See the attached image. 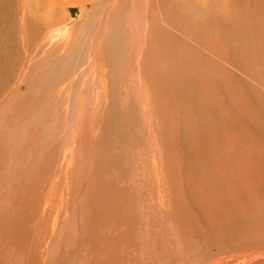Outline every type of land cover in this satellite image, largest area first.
Here are the masks:
<instances>
[{
  "label": "rangeland",
  "instance_id": "obj_1",
  "mask_svg": "<svg viewBox=\"0 0 264 264\" xmlns=\"http://www.w3.org/2000/svg\"><path fill=\"white\" fill-rule=\"evenodd\" d=\"M39 1L0 0V264H245L263 253L246 224L264 217L254 37L226 41L182 19L176 0H61L60 25ZM230 1L219 0L229 26L248 12L264 21L260 0Z\"/></svg>",
  "mask_w": 264,
  "mask_h": 264
},
{
  "label": "bare ground",
  "instance_id": "obj_2",
  "mask_svg": "<svg viewBox=\"0 0 264 264\" xmlns=\"http://www.w3.org/2000/svg\"><path fill=\"white\" fill-rule=\"evenodd\" d=\"M97 2V0H76L75 2H80V3H82L83 4V6H86V4H87V2H91V4L93 3V2ZM105 2H106V4H108V5H111V4H113V5H117L118 4V1L119 0H104ZM151 2L153 1V0H150ZM256 1H258V0H256ZM41 2V3H40ZM174 2V1H173ZM226 2V1H225ZM229 2H232V1H230L229 0ZM254 2V1H253ZM86 3V4H85ZM228 3V2H227ZM226 3V4H227ZM42 4V5H41ZM89 4V3H88ZM176 4H179V6H178V8H179V11L181 12V16H182V19H187V18H190L192 21H193V23L194 24H196V25H199V26H201V27H206V28H209L211 31H213V33H215V35H217V34H219V32H220V37H224V38H227L228 40H226V41H234V40H238V39H241L242 40V35H244V37L243 38H251V37H254V39H252L251 41H253L254 43H255V45H253V46H251V49L254 51V53L253 52H251V50H249V51H247V54L249 55V53L251 52V56H248L251 60H255V61H260L259 60V58L258 57H261L262 55H258L262 50H264V21L262 20V19H257V20H259V21H261V22H259L258 23V21L256 22V19H255V21H251L250 19V17H249V13L250 12H248V13H245V16L243 17L242 16V14L240 15L239 14V16L238 15H233L234 17L233 18H235V21L234 22H237L236 24L238 25H235V24H233L232 26H229V23H230V18L232 17V13L231 12H228L227 10H229L230 11V9H224V10H222V4L220 5L219 4V0H176ZM38 5V4H37ZM39 5L40 6H42V7H44V6H46V7H48V14H49V17H53V21H54V23H51L52 25H60V24H63L66 20H67V16H62L61 15V17L62 18H60V15H59V17H58V12H59V8H60V5H63V1H61V0H40L39 1ZM38 5V6H39ZM122 5V4H121ZM223 5H225V4H223ZM254 5V4H253ZM171 6H173V5H171ZM170 6V7H171ZM226 6V5H225ZM225 6H224V8H225ZM231 6H232V4H231ZM264 7V0H260V3H259V6H258V8L259 7ZM174 7V6H173ZM228 7H229V5H228ZM234 7V6H233ZM256 7V6H255ZM40 8V7H39ZM172 8V7H171ZM230 8V7H229ZM236 8V7H235ZM249 8V7H248ZM257 8V9H258ZM239 9H240V7H239ZM245 9V8H244ZM252 8H250V10H251ZM263 9V8H262ZM38 10V9H37ZM42 10H43V8H42ZM226 10V11H225ZM36 12H39V11H36ZM260 12V11H259ZM261 12H263V11H261ZM40 13V12H39ZM38 13V14H39ZM257 13V12H256ZM48 14H45V15H48ZM59 14H61V12L59 13ZM234 14V13H233ZM251 14V13H250ZM253 14V13H252ZM43 16H45L44 14H42ZM144 15V14H143ZM255 15V14H254ZM263 15V14H262ZM36 16H37V14H36ZM170 16V15H169ZM251 16V15H250ZM256 16V15H255ZM258 16H260V15H258ZM42 17V16H41ZM168 17V16H167ZM45 18H46V16H45ZM45 18L43 17L41 20H45ZM38 19V18H37ZM189 19V20H190ZM22 20V19H21ZM34 21H35V19H34ZM46 21V20H45ZM44 21V22H45ZM263 21V22H262ZM43 22V23H44ZM46 22H49V19L46 21ZM174 22H176V18L175 17H173V16H170V18H169V24H174ZM38 22L36 21L35 23H34V27L36 26V27H38L37 29H40V28H42V25H38L37 24ZM42 23V22H41ZM50 26V25H49ZM27 27H25V29H26ZM45 28V27H44ZM147 28V27H146ZM27 31H28V29H27ZM148 31V30H147ZM147 31H146V33H147ZM42 34L44 33L43 31H40ZM39 32V33H40ZM145 33V32H144ZM143 33V34H144ZM167 33V32H166ZM207 33V32H206ZM211 33V32H210ZM199 35H200V33H198ZM212 34V33H211ZM141 35H142V33H141ZM213 35V34H212ZM138 36V35H137ZM205 36H206V34H205ZM211 35H209V37H210ZM113 37V36H112ZM214 37V36H213ZM192 38V37H191ZM206 38H208V37H206ZM215 39V38H214ZM221 39V38H220ZM216 40V39H215ZM177 41H179V40H177ZM182 42V41H181ZM239 42V41H238ZM152 43V42H151ZM180 43V42H179ZM225 43H227V42H225ZM181 44V43H180ZM238 45H242L241 43H237ZM156 45H157V43H156ZM172 44L171 43H166V46H163L162 48L165 50V51H167V53L168 52H170L171 50H172V48L170 47ZM185 45V44H184ZM236 45V44H235ZM244 46H245V43L243 44ZM228 47H229V45H227ZM206 47V46H205ZM241 47H243V46H241ZM247 47V46H246ZM245 47V48H246ZM157 48V47H156ZM230 48H231V46H230ZM230 48H229V50H230ZM238 48V47H237ZM244 47L243 48H238V49H236V51L235 52H237V50H240V53L243 51L242 49H245ZM162 49V50H163ZM176 49V48H175ZM183 49V48H182ZM192 49V48H191ZM164 50H163V52H164ZM228 50V52H230ZM174 51V50H173ZM177 51V50H176ZM187 51V50H186ZM193 51V50H192ZM231 52H232V50H231ZM234 52V53H235ZM172 53V52H171ZM176 53V52H175ZM238 53H239V51H238ZM243 53V52H242ZM7 54H9V53H7ZM169 54V53H168ZM173 54V53H172ZM178 54H180V53H178ZM210 54V53H209ZM232 54H233V52H232ZM237 54V53H236ZM247 54H244V55H246L247 56ZM10 55V54H9ZM124 55V54H123ZM176 55V54H175ZM173 57V56H172ZM233 57V56H232ZM244 57V56H243ZM161 58V57H160ZM165 58H167V57H165ZM176 58V57H175ZM240 58H241V55H240ZM262 58H263V56H262ZM6 60V56H5V54H4V51H3V49H2V46L0 45V67H1V70H3L4 68V65H2L3 64V60ZM170 59H171V57H170ZM179 59V58H178ZM125 60V59H124ZM123 60V61H124ZM151 60V59H150ZM181 60V59H180ZM179 60V61H180ZM232 60H234L233 58H232ZM264 60V59H263ZM3 61V62H2ZM156 62H157V57H156V60H155ZM169 61H171V60H169ZM178 61V62H179ZM165 62H167L166 60H165ZM174 61L172 60V63H173ZM237 62V61H236ZM236 62H234L235 64H236ZM59 63V62H58ZM231 63H233L232 61H231ZM233 63V64H234ZM238 63V62H237ZM240 63V62H239ZM34 64V63H33ZM36 64V63H35ZM157 64H159V63H157ZM163 64V63H162ZM176 64V63H175ZM180 64V63H179ZM92 65V64H91ZM156 64H154V66H155ZM174 65V64H173ZM237 65V64H236ZM3 66V67H2ZM6 66H7V64H6ZM143 66H145V65H143ZM153 66V68H154V70H155V67ZM158 66V65H157ZM161 66V65H160ZM169 66H171L170 64H169ZM187 66V65H186ZM190 65H188V67H189ZM240 66V65H239ZM148 67V66H147ZM146 67V68H147ZM177 67V66H176ZM101 68V67H100ZM166 68H168V67H166ZM171 68V67H170ZM170 68H169V70H170ZM177 68H179V67H177ZM197 68V67H196ZM152 69V68H151ZM157 69V68H156ZM173 69V68H172ZM187 69V68H186ZM98 70V69H97ZM103 70H105V69H103ZM166 70V69H165ZM179 70V69H178ZM155 71H157V70H155ZM166 71H168V70H166ZM173 71H174V69H173ZM181 71V70H180ZM250 71V70H249ZM185 72V71H184ZM213 72V71H212ZM103 73V72H102ZM163 73V72H162ZM175 73H176V71H175ZM251 73V72H250ZM59 74V73H58ZM182 74V73H181ZM187 74H188V72H187ZM256 74V73H255ZM144 75V74H143ZM165 75V74H164ZM193 75V74H192ZM186 76H188V75H186ZM191 76V75H190ZM195 76V75H194ZM255 76V75H254ZM257 76V75H256ZM179 77L180 76H178V79H179ZM193 77V76H192ZM107 78V77H106ZM158 78V77H157ZM181 78H183V76L181 75ZM159 79V78H158ZM261 79V78H260ZM189 80H191L190 78H189ZM194 80V79H193ZM151 81V80H150ZM180 81V80H179ZM194 81H196V80H194ZM118 82V81H117ZM173 82V81H172ZM187 82V81H186ZM193 82V81H192ZM127 83V82H126ZM165 83V82H164ZM195 83V82H194ZM176 84H177V82H176ZM188 84H189V82H188ZM103 85V84H102ZM190 85V84H189ZM181 86V85H180ZM195 85H193V87H194ZM173 87V86H172ZM177 87V86H176ZM177 89V88H176ZM180 89V88H179ZM173 90V89H172ZM190 90V89H189ZM106 93H105V97H104V99H107L106 97H108V93H107V88H106ZM195 91V90H194ZM180 92H181V90H180ZM255 92V91H254ZM258 92V94L260 95V92L259 91H257ZM163 93V92H162ZM179 93V92H178ZM183 93V92H182ZM192 93V92H191ZM194 93V92H193ZM201 93V92H200ZM198 94V93H197ZM254 95L256 94V96H258V94L255 92V93H253ZM97 95H98V92H97ZM204 95V94H203ZM96 96V95H95ZM192 96V95H191ZM256 96H255V99H257L256 98ZM261 96V95H260ZM58 100H60V97H61V94H60V92H58L57 94H56V96H55ZM102 97V96H101ZM150 97V96H149ZM56 98H55V100H56ZM179 98V97H178ZM258 98H259V96H258ZM63 99V98H62ZM113 99V98H112ZM194 99V98H193ZM149 100V99H148ZM258 100V99H257ZM107 101V100H106ZM174 101V100H173ZM60 102V101H59ZM258 102V101H257ZM259 103V102H258ZM106 104V103H105ZM122 104V103H121ZM108 105H109V103H108ZM207 106H209V107H214V106H218V104H215V103H213L212 101H211V103L208 105V104H206ZM197 106H198V104H197ZM207 106H205L206 108H207ZM203 107V106H202ZM204 107V108H205ZM230 107V106H229ZM201 108V107H200ZM143 109V108H142ZM202 109V108H201ZM210 110H211V108H209ZM204 109H202V111H203ZM201 111V110H200ZM264 111V110H263ZM263 111H261V112H263ZM204 112V111H203ZM218 112V111H217ZM220 112V111H219ZM134 113H136V110H134ZM34 115V114H33ZM130 117V116H129ZM145 117V116H144ZM163 117V116H162ZM149 118V117H148ZM182 119V118H181ZM178 120V119H177ZM188 122V121H187ZM234 122V121H233ZM202 123V122H201ZM179 124V123H178ZM205 125V124H204ZM202 126V125H201ZM207 127V126H206ZM206 132V131H205ZM178 134V133H177ZM176 134V135H177ZM174 137H175V135H174ZM174 140V139H173ZM35 142H37V141H35ZM175 143V142H174ZM33 144V143H32ZM113 151V150H112ZM59 156H61V155H59ZM22 158V157H21ZM17 160V159H16ZM31 161V160H30ZM99 162V161H98ZM105 162V161H104ZM109 162V161H108ZM182 162V161H181ZM233 162V161H232ZM34 163V162H33ZM106 163V162H105ZM29 170V169H28ZM106 171V170H105ZM104 171V172H105ZM127 174V173H126ZM10 175V174H9ZM13 175V174H12ZM78 175V174H77ZM100 175V174H99ZM160 176V175H159ZM158 176V177H159ZM3 177V176H2ZM10 177H12V176H10ZM100 177V176H99ZM129 177V176H128ZM233 177V176H232ZM0 178H1V175H0ZM102 178V177H101ZM6 179H7V177H6ZM57 179H58V177H57ZM160 179V178H159ZM60 180V179H59ZM102 180V179H101ZM100 180V181H101ZM129 181V180H128ZM3 182V181H2ZM4 182H5V180H4ZM36 182V181H35ZM102 182V181H101ZM159 182V181H158ZM5 183H7V182H5ZM208 184V183H207ZM225 184V183H224ZM1 185H3V183H0V186ZM117 185V184H116ZM42 186V185H41ZM3 187V186H2ZM7 187H8V185H7ZM46 187V186H45ZM44 187V188H45ZM204 187V186H203ZM51 188V187H50ZM49 188V189H50ZM54 188H57V187H54ZM54 188H53V190H54ZM4 189V188H3ZM42 189H43V186H42ZM41 188H40V190H42ZM102 189V188H101ZM117 189V188H116ZM57 190H59V189H57ZM63 190V189H62ZM190 190V189H189ZM0 191H3V190H0ZM39 191V190H38ZM60 191V190H59ZM64 191V190H63ZM6 192H8V191H6ZM5 192V193H6ZM43 192V191H42ZM42 192H40V193H42ZM117 192V191H116ZM129 192V191H128ZM192 192V191H191ZM202 192V191H201ZM209 192V191H208ZM212 192H213V190H212ZM51 193V192H50ZM53 193V192H52ZM61 193V192H60ZM203 193V192H202ZM184 194V193H183ZM207 194V193H206ZM38 195H39V192H38ZM42 195H43V193H42ZM48 195V194H47ZM61 194H59L58 196H60ZM63 196H62V198L64 197V192H63V194H62ZM108 195V194H107ZM9 196H10V194H9ZM45 196V195H44ZM48 196H50V195H48ZM57 196V197H58ZM1 197V196H0ZM23 197L25 198V196L23 195ZM39 197V196H38ZM37 197V198H38ZM46 197V196H45ZM22 198V197H21ZM48 198V203H49V197H47ZM62 198L60 197V199L62 200ZM68 198V197H67ZM190 198V197H189ZM20 199V198H19ZM39 199V198H38ZM133 199V198H132ZM199 199V198H198ZM220 199V198H219ZM11 200H12V198H11ZM42 198H41V202H40V200L38 201L37 200V202H40L41 204H42ZM227 200V199H226ZM22 201V200H21ZM44 201H45V199H44ZM57 201H58V199H57ZM67 201V200H66ZM72 201V200H71ZM32 202V201H31ZM65 201L63 200V203H64ZM117 202V201H116ZM35 203H36V200H35ZM39 203V204H40ZM62 203V202H61ZM70 203H72V202H70ZM92 203V202H91ZM112 203V202H111ZM261 203H263V202H261ZM37 204V203H36ZM43 204H44V202H43ZM59 204V203H58ZM69 204V203H68ZM67 204V205H68ZM107 204V203H106ZM49 205V204H48ZM82 205V204H81ZM36 206V205H35ZM38 206V205H37ZM59 206V205H58ZM200 206V205H199ZM42 207V206H41ZM41 207L39 208V210L41 209ZM56 208H57V206H55ZM47 208V207H46ZM55 208V209H56ZM60 208V207H59ZM43 209V208H42ZM119 209V208H118ZM67 210H69V209H67ZM80 210V209H79ZM97 210V209H96ZM104 210V209H103ZM103 210H102V212H100V213H102V215H103ZM117 210V209H116ZM123 210V209H122ZM258 210H259V208H258ZM5 211V210H4ZM46 211L47 210H44V211H42L41 213H46ZM57 211L58 212H56V214H59V213H61V212H59V210L57 209ZM100 211V210H99ZM105 211V210H104ZM128 211V210H127ZM264 211V210H263ZM48 212V211H47ZM118 212V211H117ZM2 213V212H1ZM30 213V212H29ZM198 213V212H197ZM37 214V213H36ZM63 214V213H62ZM84 214V213H83ZM202 214V213H201ZM3 215V214H2ZM41 215V214H40ZM54 215V214H53ZM61 215V214H60ZM56 216H58V215H56ZM67 216V215H66ZM40 217V216H39ZM42 217H43V215H42ZM45 217V216H44ZM43 217V218H44ZM189 217V216H188ZM204 217H205V215H204ZM208 217H210V216H208ZM52 218H54V217H52ZM68 218V217H67ZM66 218V219H67ZM103 218V217H102ZM196 218V217H195ZM229 218V217H228ZM264 218V217H263ZM263 218H261V221L259 222V223H249V222H247L246 224L248 225L247 227H249V230H248V233L249 234H251V236H250V240L252 241L253 239L255 240L257 237H259V235H260V237H262L263 239H264V220H262ZM17 219V218H16ZM199 219V218H198ZM206 219V218H205ZM204 219V220H205ZM208 219V218H207ZM231 219V218H230ZM260 219V218H259ZM8 220V219H7ZM45 220V219H44ZM191 220V219H190ZM1 221V220H0ZM5 221V220H4ZM35 221H37V220H35ZM48 221V220H47ZM56 221V220H55ZM197 221V220H196ZM203 221V220H202ZM258 221V220H257ZM38 222V221H37ZM40 222H41V220H40ZM190 222V221H189ZM193 222V221H192ZM36 223V222H35ZM39 223V222H38ZM44 224V223H43ZM46 224V223H45ZM63 224H64V222H63ZM84 224V223H83ZM189 224H191V223H189ZM220 224V223H219ZM0 225H2V223L0 224ZM5 225H6V223H5ZM41 225V224H40ZM29 226V225H28ZM35 226H37V225H35ZM35 226H33L34 227V229H35ZM208 226V225H207ZM212 227H213V225H211ZM5 227V226H4ZM6 227H7V225H6ZM224 227V226H223ZM1 228H2V226H1ZM10 228V227H9ZM41 228V227H40ZM56 228V227H55ZM216 228V227H215ZM14 229V228H13ZM37 229V228H36ZM30 230V229H29ZM7 231V230H6ZM25 231V230H24ZM207 231V230H206ZM5 232V231H4ZM79 232V231H78ZM193 232V231H192ZM34 233H35V231H34ZM51 233V232H50ZM52 233H54V232H52ZM262 233H263V235H262ZM3 234V233H2ZM27 234V233H26ZM78 234V233H77ZM22 235V234H21ZM31 235V234H30ZM43 235V234H42ZM79 235V234H78ZM212 235H213V233H212ZM1 236V235H0ZM21 237V236H20ZM34 237V236H33ZM211 237V236H210ZM249 237V236H248ZM260 237H259V239H260ZM5 238V237H4ZM12 238V237H11ZM17 238V237H16ZM22 238V237H21ZM123 238V237H122ZM225 238V237H224ZM13 239V238H12ZM18 239V238H17ZM20 239V238H19ZM88 239V238H87ZM6 240V239H5ZM7 240H9V239H7ZM6 240V241H7ZM27 240V239H26ZM33 240H34V238H33ZM68 240L69 239H67L66 241L68 242ZM91 240V239H90ZM212 240V239H211ZM253 240V241H254ZM40 241V240H39ZM65 241V240H64ZM70 241V240H69ZM9 242V241H8ZM27 242H28V240H27ZM110 242V241H109ZM6 243V242H5ZM30 243V242H29ZM63 243V242H62ZM62 243H61V245H62ZM6 244H8V243H6ZM5 244V245H6ZM32 244V243H31ZM11 245V244H10ZM40 245V244H39ZM65 245H66V243H65ZM65 245H63V246H65ZM17 246V245H16ZM32 246V245H31ZM37 246V245H36ZM62 246V247H63ZM77 246V245H76ZM34 247V246H33ZM41 247V246H40ZM69 247V246H68ZM84 247V246H83ZM87 247V246H86ZM221 247V246H220ZM50 249V248H49ZM64 249V248H63ZM75 249V248H74ZM15 250V249H14ZM41 250V249H40ZM98 250V249H97ZM260 250V249H259ZM253 251V250H252ZM254 251H257L256 249L254 250ZM30 252H31V250H30ZM37 252V251H36ZM46 252V251H45ZM44 252V253H45ZM51 252V251H50ZM66 252V251H65ZM74 252V251H73ZM251 252V251H250ZM8 253V252H7ZM43 253V254H44ZM40 254V253H39ZM206 254V253H205ZM64 255H67V254H64ZM40 256V255H39ZM244 256V255H243ZM67 257V256H66ZM212 257V256H211ZM237 257V256H236ZM254 257V259L252 260V259H249V258H253ZM214 258V257H213ZM213 258H211V259H213ZM241 258V257H240ZM226 259L227 258H225V261H226ZM232 259V258H231ZM234 259V258H233ZM248 259V260H247ZM98 260V259H97ZM151 260V259H150ZM221 260H222V258H221ZM235 260V259H234ZM245 260H247L246 261V263L245 264H264V252L262 253V252H260L259 254H250V255H247L246 257H244V259H243V261L245 262ZM18 261V260H17ZM39 261V260H38ZM51 261H52V259H51ZM214 261V260H213ZM216 261H217V259H216ZM224 261V262H225ZM50 262V261H49ZM152 262V261H151ZM223 262V263H224ZM228 262V261H227ZM232 262V261H231ZM233 262H235V261H233ZM240 262V261H239ZM101 263V262H100ZM223 263H221V264H223ZM212 264H220V263H217V262H212ZM239 264H242V263H239Z\"/></svg>",
  "mask_w": 264,
  "mask_h": 264
}]
</instances>
